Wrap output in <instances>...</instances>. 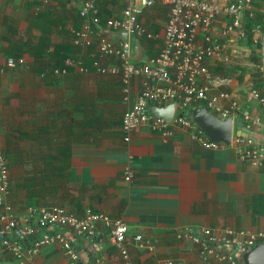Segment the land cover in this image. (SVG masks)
Returning a JSON list of instances; mask_svg holds the SVG:
<instances>
[{
  "label": "crops",
  "instance_id": "0c3cea01",
  "mask_svg": "<svg viewBox=\"0 0 264 264\" xmlns=\"http://www.w3.org/2000/svg\"><path fill=\"white\" fill-rule=\"evenodd\" d=\"M82 2L0 0V149L8 166V201L16 215L28 206L59 205L78 216L89 208L121 219L130 264H159L162 258L184 264L209 260L200 258V246L182 235L199 226L264 229V165L252 167L238 159L235 143L206 149L178 128L163 141L147 125L135 128L125 143L120 127L127 105L117 77L89 68L80 72L72 65L65 73H53L65 58L89 66L95 53L96 38L88 47L72 43L70 31L83 22L77 13ZM123 6L124 0H97L100 26L107 18L119 17ZM252 8L248 39L260 42L264 0H255ZM167 16L168 8L161 2L141 7L138 21L152 37L138 39L139 56L134 61L158 51ZM245 16L243 20L250 21ZM228 23L222 13L211 27L227 60L208 59L205 65L211 73L230 79L220 89L231 92L250 115L264 116V107L247 94L254 88L264 95L258 85L260 48H251L237 30L222 35ZM110 38L115 44L120 39L115 32ZM8 57L22 61L5 68ZM140 80L131 79L129 102L140 90ZM232 120L233 132L238 121L244 126L240 115ZM248 130L252 144L264 148V130ZM126 167L132 171L130 181L123 179ZM97 228L94 237L62 228L48 230L68 237L77 264H123L108 231L100 224ZM136 234L146 247L135 244ZM31 261L68 262L56 245L39 248ZM0 264H19L1 244Z\"/></svg>",
  "mask_w": 264,
  "mask_h": 264
},
{
  "label": "built area",
  "instance_id": "2783aa9c",
  "mask_svg": "<svg viewBox=\"0 0 264 264\" xmlns=\"http://www.w3.org/2000/svg\"><path fill=\"white\" fill-rule=\"evenodd\" d=\"M141 7H149L161 2L168 8V16L163 24L161 46L151 57L137 62L130 57V36L151 38L138 21L141 7L136 0H124L119 17L107 18L100 26L97 0H83L78 8V16L83 22L77 29L71 30L72 43L79 47H88L96 38V50L90 57L89 66L63 60V66L53 69V73H65L67 66H75L80 72L88 68L100 75H112L119 79L122 100L126 108L121 114L123 141L128 142L130 134L141 125L156 132L164 141L173 128L185 131L191 141L206 149H215L222 142L210 140L190 120L192 106H203L218 118L240 115L247 129L264 130V116L250 115L245 105L233 94L220 89L229 84L230 79L208 71L205 61L208 59L227 60L223 43L212 37L211 27L220 14L229 18V23L221 30L227 35L233 30L239 36L244 13L252 17V5L255 0H138ZM123 32L127 40L118 39L113 43L110 33ZM111 59V60H110ZM21 59L8 57L5 68H12L21 63ZM3 69L0 67V72ZM140 77V90L132 102H129L130 81ZM249 97L256 99L264 107V95L250 88ZM175 103L170 121L154 116L150 105L163 106ZM235 143L237 157L252 167L264 165V148L256 147L248 137L231 134L229 145ZM8 166L0 149V244L17 260L19 264H33L31 257L39 248L46 245L60 247L67 257V264H77V252L70 245L68 237L61 231H49L48 228H62L70 233L84 237H94L100 224L108 231L110 241L123 260L130 264L124 245L126 224L121 219H111L102 212L84 209L78 216L67 211L63 206H28L21 215H16L13 205L8 201L9 177ZM132 171L123 170V179L130 181ZM185 238L200 246V258L209 260L201 264H241L246 251L257 243L264 242V229L250 231L234 230L229 227L212 229L199 226L197 229L182 234ZM138 247H146L140 234L133 236ZM224 246V247H223ZM99 264V263H94ZM159 264H184L175 258H162Z\"/></svg>",
  "mask_w": 264,
  "mask_h": 264
},
{
  "label": "water",
  "instance_id": "95a60500",
  "mask_svg": "<svg viewBox=\"0 0 264 264\" xmlns=\"http://www.w3.org/2000/svg\"><path fill=\"white\" fill-rule=\"evenodd\" d=\"M118 36L123 41L127 40V36L123 32H120ZM128 40L130 57L136 59L139 56L138 39L135 36H130ZM260 54L264 82V31L260 40ZM174 107V102L167 103L163 106L150 105L149 111L156 117L170 121ZM189 117L192 123H194L206 137L215 142H222L224 145L229 144L232 133L236 136L241 135L243 137H248L250 133V131L242 125L241 121L237 122L233 132V120L230 116L218 118L200 105L191 107ZM242 264H264V242L257 243L255 246L248 249L242 258Z\"/></svg>",
  "mask_w": 264,
  "mask_h": 264
},
{
  "label": "trees",
  "instance_id": "16d2710c",
  "mask_svg": "<svg viewBox=\"0 0 264 264\" xmlns=\"http://www.w3.org/2000/svg\"><path fill=\"white\" fill-rule=\"evenodd\" d=\"M98 17H99V13H98ZM245 19H248V17L247 16H245ZM248 20H250V21H242V26H241V30L243 31V33L245 34V38H247V40H246V44H248L251 48H253V47H255V46H257V48L259 49L260 48V42H259V40H256V41H253V40H250V38L248 39V37L250 36L251 37V34H249V30H250V28L252 27H250V25H251V21L252 20H254V18H250V19H248ZM263 27H264V25H263ZM262 27V28H263ZM255 42V43H254ZM260 54V53H259ZM260 56V55H259ZM258 64L259 65H261V60H260V58H259V60H258ZM209 71V70H208ZM210 72V71H209ZM221 76H224V75H221ZM227 77V76H226ZM258 85L259 86H261L262 87V93H264V82H263V76H262V71H260V78L258 79ZM257 85V86H258ZM256 87V86H255Z\"/></svg>",
  "mask_w": 264,
  "mask_h": 264
},
{
  "label": "rangeland",
  "instance_id": "374dc122",
  "mask_svg": "<svg viewBox=\"0 0 264 264\" xmlns=\"http://www.w3.org/2000/svg\"><path fill=\"white\" fill-rule=\"evenodd\" d=\"M257 48V46H255ZM258 49V48H257Z\"/></svg>",
  "mask_w": 264,
  "mask_h": 264
},
{
  "label": "clouds",
  "instance_id": "9594fccd",
  "mask_svg": "<svg viewBox=\"0 0 264 264\" xmlns=\"http://www.w3.org/2000/svg\"><path fill=\"white\" fill-rule=\"evenodd\" d=\"M244 17V16H243ZM243 21V20H242Z\"/></svg>",
  "mask_w": 264,
  "mask_h": 264
}]
</instances>
